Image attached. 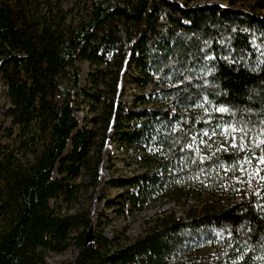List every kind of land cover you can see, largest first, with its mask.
I'll list each match as a JSON object with an SVG mask.
<instances>
[{
	"label": "trees",
	"instance_id": "obj_1",
	"mask_svg": "<svg viewBox=\"0 0 264 264\" xmlns=\"http://www.w3.org/2000/svg\"><path fill=\"white\" fill-rule=\"evenodd\" d=\"M27 1L0 0V84L10 103L2 113L24 152L0 150V264H47L44 251L57 249L77 224L89 228L86 214L61 217L50 207L69 192L65 179L52 178L55 170L74 176L90 154L92 132L79 129L74 115L79 61L106 65L90 78L95 87L101 78L103 90L82 91L85 100L112 95L117 71L129 64L137 83L162 93L175 110L171 120L168 112L128 114L156 137L162 173L148 180L158 190L182 181L187 191L211 197L183 217L158 219L115 252L102 238L84 245L83 232L73 264H264V192L216 195L226 183L222 166L264 154V146H218L226 128L264 126V0H251L262 13L190 5L197 0H85L88 13L75 25L63 16L32 20ZM104 105L101 123L111 112ZM139 130H120L115 139L133 142ZM207 135L210 149L202 147ZM195 247L212 251L192 255Z\"/></svg>",
	"mask_w": 264,
	"mask_h": 264
},
{
	"label": "rangeland",
	"instance_id": "obj_2",
	"mask_svg": "<svg viewBox=\"0 0 264 264\" xmlns=\"http://www.w3.org/2000/svg\"><path fill=\"white\" fill-rule=\"evenodd\" d=\"M203 4L221 9L248 11L252 8L257 9L258 3L251 0H197L190 5ZM88 10L89 6L85 0L26 2V11L32 20L63 16L66 25H75L86 18ZM257 11L263 12L258 9ZM76 66L79 71L78 90L81 92L77 90L74 97V115L79 122V129L92 132L90 154L87 166L74 176L60 177L55 170L52 178L65 179L69 192L59 194L50 200V207L61 217L83 219V214H86L90 225L83 230V224H77L68 232L57 249L44 251L43 256L47 264H73L78 254L75 238L83 232L85 237L91 232V243L96 238L106 240L108 250L115 252L143 236L158 219L170 215L176 218L183 217L188 209L196 208L201 201L211 197V193L200 196L196 192L187 191V186H184L182 181L177 182L170 190L164 188L158 190L149 182L148 179L158 177L162 173L158 164L156 137L152 136L153 132L151 137H148L142 129L144 126L140 119L131 118L128 114L143 112L150 116L154 113L168 112V120H171L175 110L160 91L152 86H142L135 81L139 75L133 64L123 66L117 71L118 80L113 94H106V97L97 103L85 100L82 91L94 94L103 90L101 78H98L97 88L90 78L96 69L104 70L106 65L92 66L85 61H79ZM111 72L114 73V70ZM104 103L111 112L110 116H107V122L101 123ZM9 106V100L0 84V150L11 151L16 157H22L24 152L19 145L17 131L14 128L13 134H8L10 119L2 113V110ZM158 118L160 116H155L156 120ZM152 126L153 123H149V127ZM134 128L140 129L136 133L135 141L128 143L126 140L120 142L115 139L116 133L120 130L130 132ZM232 129L230 127L224 129L218 137L220 148H232L241 152L256 147L259 141L264 139L262 135L264 126L249 131L236 129L233 132ZM213 142V136L207 135L202 147L207 146V149H210V146H214ZM234 144L242 145V148L234 147ZM70 150L71 145L68 144L64 155L67 156ZM251 155L248 153L244 160L221 167L219 174L226 183L224 189L216 192V195L234 197L244 194L249 189L256 193L264 192V164L259 162L258 158L261 156ZM250 160L254 163L250 164L252 162ZM199 250L203 253L212 251L207 247H195L192 255Z\"/></svg>",
	"mask_w": 264,
	"mask_h": 264
},
{
	"label": "snow or ice",
	"instance_id": "obj_3",
	"mask_svg": "<svg viewBox=\"0 0 264 264\" xmlns=\"http://www.w3.org/2000/svg\"><path fill=\"white\" fill-rule=\"evenodd\" d=\"M218 111H219L221 114H223V113H226L228 110L225 109V108H220V109H218ZM232 131L235 132V131H236V128H233ZM262 135H264V133H262ZM233 139H235V137H233ZM233 146H234V147H241V148H242V145H235V144H234ZM261 146H264V139H261V140L259 141V143L257 144V147H261ZM258 159H259V162H260L261 164H264V155H262V156L259 157Z\"/></svg>",
	"mask_w": 264,
	"mask_h": 264
},
{
	"label": "water",
	"instance_id": "obj_4",
	"mask_svg": "<svg viewBox=\"0 0 264 264\" xmlns=\"http://www.w3.org/2000/svg\"><path fill=\"white\" fill-rule=\"evenodd\" d=\"M91 232H88L85 239H84V245H87L89 243H91L92 239H91Z\"/></svg>",
	"mask_w": 264,
	"mask_h": 264
}]
</instances>
